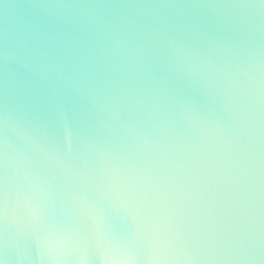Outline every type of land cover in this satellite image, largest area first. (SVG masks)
I'll use <instances>...</instances> for the list:
<instances>
[{"label": "water", "instance_id": "water-1", "mask_svg": "<svg viewBox=\"0 0 264 264\" xmlns=\"http://www.w3.org/2000/svg\"><path fill=\"white\" fill-rule=\"evenodd\" d=\"M0 264H264V0H0Z\"/></svg>", "mask_w": 264, "mask_h": 264}]
</instances>
